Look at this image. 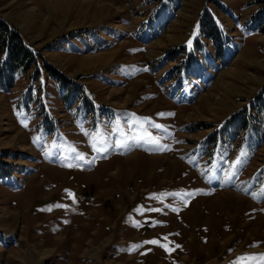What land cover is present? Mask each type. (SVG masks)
<instances>
[{
  "label": "rangeland",
  "instance_id": "rangeland-1",
  "mask_svg": "<svg viewBox=\"0 0 264 264\" xmlns=\"http://www.w3.org/2000/svg\"><path fill=\"white\" fill-rule=\"evenodd\" d=\"M0 20L32 51L0 74V264L264 253V0H0Z\"/></svg>",
  "mask_w": 264,
  "mask_h": 264
},
{
  "label": "trees",
  "instance_id": "trees-1",
  "mask_svg": "<svg viewBox=\"0 0 264 264\" xmlns=\"http://www.w3.org/2000/svg\"><path fill=\"white\" fill-rule=\"evenodd\" d=\"M19 36L20 35L13 31L5 21L0 20V48H4L7 55L6 58L1 61L3 62V67L0 69L1 75H5V71L11 72L16 66L26 69L28 63L32 61L30 60L32 54L31 49L20 40ZM51 75L58 79L60 83H63V81H61L62 77L60 78L57 72L53 71ZM7 86L8 85H4L2 88H7Z\"/></svg>",
  "mask_w": 264,
  "mask_h": 264
},
{
  "label": "snow or ice",
  "instance_id": "snow-or-ice-1",
  "mask_svg": "<svg viewBox=\"0 0 264 264\" xmlns=\"http://www.w3.org/2000/svg\"><path fill=\"white\" fill-rule=\"evenodd\" d=\"M190 43V42H189ZM154 127H161L160 125H153ZM133 140H143L148 143H157L149 134L146 132L142 135H133L131 137ZM117 147H124L123 143H117ZM242 155H245L242 153ZM78 159H83L82 156L77 157ZM240 161H236L233 163L232 168L235 169L236 165L239 164ZM227 176H232L234 175V172L230 171L229 173L226 174ZM151 243H157V241H151ZM233 264H264V253L260 254H245L243 256L237 257L236 261L233 262Z\"/></svg>",
  "mask_w": 264,
  "mask_h": 264
}]
</instances>
